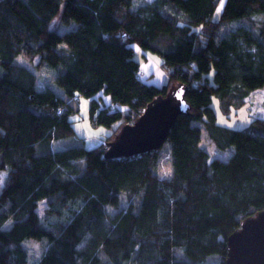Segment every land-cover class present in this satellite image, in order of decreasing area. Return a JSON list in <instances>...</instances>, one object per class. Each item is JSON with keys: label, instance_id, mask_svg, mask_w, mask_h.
<instances>
[{"label": "trees", "instance_id": "16d2710c", "mask_svg": "<svg viewBox=\"0 0 264 264\" xmlns=\"http://www.w3.org/2000/svg\"><path fill=\"white\" fill-rule=\"evenodd\" d=\"M136 46L188 87L191 109L161 148L106 158L119 126L174 87L140 77ZM263 87L264 0H0V264H29L28 239L46 244L37 264H226L228 237L264 209V118L222 126L213 98L230 115ZM80 96L109 133L56 148L76 135ZM204 132L233 154L213 158Z\"/></svg>", "mask_w": 264, "mask_h": 264}, {"label": "rangeland", "instance_id": "374dc122", "mask_svg": "<svg viewBox=\"0 0 264 264\" xmlns=\"http://www.w3.org/2000/svg\"><path fill=\"white\" fill-rule=\"evenodd\" d=\"M152 1V0H148ZM220 10V9H219ZM60 17H57L54 21V27H59ZM62 28V27H60ZM63 31V29L61 30ZM136 58L142 61H145L146 57L140 52V49L136 46ZM149 56H152L156 59L155 65H152L151 70L148 69L147 66L141 68L139 73L140 77L148 82L153 84H157L160 86L169 84V87L178 85L176 82H171L169 80V72L163 67L162 59L157 55L151 52L148 53ZM18 60L26 65H30L35 69L37 75H39V85L44 86L47 83H51L52 75L51 71L44 65H39L36 67L38 63V59L33 62L27 60L24 56L19 55ZM146 62V61H145ZM36 64V65H35ZM102 96V97H101ZM94 98L101 99L102 107L105 105L109 106L111 104L108 97L104 95L103 92L98 93ZM74 101V100H73ZM76 103L79 105V112L72 116L73 126L76 130V135L73 137L61 139L55 143L56 148H65L74 145L85 144L87 147H91L92 144H101L104 142L105 134L109 129L104 126H96L94 125L89 117V109L91 99L85 96H80V99L77 100L75 98ZM213 108L217 114L218 124L222 126H226L233 129H244L246 128L253 118H264V87L254 90L250 93V95L245 100V105L240 107L237 110H232L230 115L224 114L220 107L219 100L214 97ZM117 125V124H116ZM122 126L120 125L118 128V132H120ZM202 146H204L210 155L215 158L219 157L223 160H227L234 152L233 148L229 150H221L216 147V145L212 142V140L208 137V135L204 132L202 136ZM157 171L161 176H169L171 174V161L169 156L168 145H166L159 154V161L157 165ZM0 177H2V183H0V192L3 188L5 179L7 177L6 171H0ZM127 198L125 196L122 197V203L120 206H126ZM46 208V201H42L40 203V207L38 209L39 214L42 216L44 214V210ZM24 245L27 247L30 254V263L29 264H37L39 259L41 258L42 253L46 248V244L43 241H38L35 239H28L24 242Z\"/></svg>", "mask_w": 264, "mask_h": 264}, {"label": "water", "instance_id": "95a60500", "mask_svg": "<svg viewBox=\"0 0 264 264\" xmlns=\"http://www.w3.org/2000/svg\"><path fill=\"white\" fill-rule=\"evenodd\" d=\"M188 87L176 85L153 99L134 123L107 143L106 158L131 157L162 147L179 115L188 113ZM226 264H264V209L246 217L228 237Z\"/></svg>", "mask_w": 264, "mask_h": 264}, {"label": "crops", "instance_id": "0c3cea01", "mask_svg": "<svg viewBox=\"0 0 264 264\" xmlns=\"http://www.w3.org/2000/svg\"><path fill=\"white\" fill-rule=\"evenodd\" d=\"M140 52H142L143 53V55H145L144 57H146V59H145V61L142 63V61H141V68L143 67V69H145V67L144 66H147L148 67V69L149 70H151V67H152V65H155V64H153V63H155L156 61V59H154L152 56H149V54L147 53V52H143L142 50H140ZM94 144H92V146H93Z\"/></svg>", "mask_w": 264, "mask_h": 264}, {"label": "snow or ice", "instance_id": "6c2138e0", "mask_svg": "<svg viewBox=\"0 0 264 264\" xmlns=\"http://www.w3.org/2000/svg\"><path fill=\"white\" fill-rule=\"evenodd\" d=\"M0 183H2V177H0Z\"/></svg>", "mask_w": 264, "mask_h": 264}]
</instances>
